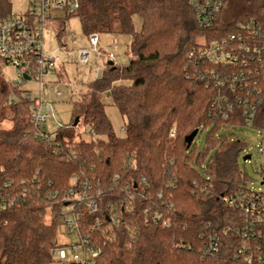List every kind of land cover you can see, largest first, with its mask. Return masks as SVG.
Returning <instances> with one entry per match:
<instances>
[{
    "label": "trees",
    "instance_id": "1",
    "mask_svg": "<svg viewBox=\"0 0 264 264\" xmlns=\"http://www.w3.org/2000/svg\"><path fill=\"white\" fill-rule=\"evenodd\" d=\"M246 1L248 7L227 20L224 0L216 23L201 28L188 0H79L70 16L79 18L84 34H127L130 60L105 63L71 99L70 121L44 137L31 121L37 99L26 98L29 90L8 82L0 69V197L14 200L0 207V264H51V249L76 238L60 234L68 209L80 215L81 234L100 249L94 264H247L237 255L245 241L235 234L243 213L225 201L250 190L239 163L247 143L236 133L245 121L240 106L228 117L217 107L225 89L216 81L230 69L198 56L238 21L262 14L264 0ZM10 6L0 0V16H10ZM134 15L141 18L138 30ZM68 17L50 23L61 46ZM106 92L126 120L123 136L112 132ZM258 114L256 129L264 125L263 105ZM80 122L97 136L75 139ZM82 190L95 195L96 210L63 200ZM210 233L219 246L205 255Z\"/></svg>",
    "mask_w": 264,
    "mask_h": 264
},
{
    "label": "built area",
    "instance_id": "2",
    "mask_svg": "<svg viewBox=\"0 0 264 264\" xmlns=\"http://www.w3.org/2000/svg\"><path fill=\"white\" fill-rule=\"evenodd\" d=\"M197 25L201 28L213 26L223 7L224 0H188ZM79 8V0H30L27 11L18 16H0V63L10 65L14 69L15 80L12 82L23 88L29 80L39 83L42 90L43 79L57 74L62 67L59 56H50L45 50V33L50 23L60 17V13L70 16ZM261 16V17H260ZM89 46L76 52V61L87 64L91 61V53L96 56L113 59V54L105 53L99 48V37L96 33L88 36ZM198 56L203 62L214 63L222 68L230 69L219 76L216 85L224 90L216 103L223 117L230 116L236 106H240L238 115L245 121L244 127H253L258 118L261 105L264 106V11L260 15L246 17L230 27L221 40L209 46L200 47ZM110 61V60H109ZM57 63H60L57 65ZM98 71V76L101 75ZM28 76V78L25 77ZM60 92L57 91L56 94ZM25 97H31L30 91ZM40 102L34 106L31 121L39 137H44L45 119L48 117L49 105ZM258 114V115H257ZM256 129V128H255ZM264 135V125L257 129ZM263 153V147H258ZM251 159V158H250ZM261 184H264V165L259 169ZM77 178L71 179L76 185ZM89 188V187H88ZM250 189L246 193L239 192L225 199L232 208L243 213L242 227L235 230L244 245L237 250V255L244 257L247 264H264V192ZM88 190L70 191L63 198L66 204L83 202V207L94 211L97 209L95 195ZM13 199L6 195L0 197V207H10ZM60 234L64 238L68 233L76 238L65 245L51 249V255L58 257L62 264H94L100 253L86 235L80 232V215L76 211H62ZM114 220L116 218L112 216ZM160 215H151L158 222ZM167 225V222H163ZM219 246V238L210 233L206 239L204 254L213 255Z\"/></svg>",
    "mask_w": 264,
    "mask_h": 264
},
{
    "label": "rangeland",
    "instance_id": "3",
    "mask_svg": "<svg viewBox=\"0 0 264 264\" xmlns=\"http://www.w3.org/2000/svg\"><path fill=\"white\" fill-rule=\"evenodd\" d=\"M30 0H10L11 15L18 16L29 7ZM248 7L246 0H226L224 7V16L227 20L235 19L238 14ZM60 17L65 18L63 13ZM135 29L141 26V18L138 15L133 16ZM99 37V48L105 53L113 54V59H108L106 56H96L91 53V61L87 64H79L76 61V52L81 48L89 46L88 35L84 34L81 22L77 16H69L66 20V36L63 46L57 40L53 28H49L45 33L44 46L50 56H59L62 62L63 76L57 74L43 79L42 90L40 91L39 83L35 80H29L22 87L30 91L32 98H36L42 105L50 106L48 117L45 119L44 127L46 133L52 134L60 124H67L71 118V99H75L78 95L84 92L87 88V83L95 79L98 71H102L105 63L109 60L111 65H124L130 60V54L127 53L130 37L127 34L118 32L97 34ZM60 63H57L59 65ZM0 69L4 78L8 82L15 80L14 69L10 65L0 63ZM59 91V94L56 92ZM105 103L104 109L109 118L112 132L115 136L124 135L125 118L121 116L117 108L112 105L111 100L106 92L103 96ZM2 127L7 126L4 122ZM237 135L246 140L247 146L240 157L239 163L242 170H245L248 175V187L253 190H263L264 184H261V173L259 169L264 165V135L255 128L243 127L236 131ZM97 135L90 132L89 128L79 123L75 139L90 140ZM106 138L104 135H98ZM206 133H202L197 138L199 147L202 148L205 141ZM263 147V153L258 151V147ZM249 153L251 159L246 160L245 169L243 168L242 157ZM58 257H53L51 264H62Z\"/></svg>",
    "mask_w": 264,
    "mask_h": 264
},
{
    "label": "water",
    "instance_id": "4",
    "mask_svg": "<svg viewBox=\"0 0 264 264\" xmlns=\"http://www.w3.org/2000/svg\"><path fill=\"white\" fill-rule=\"evenodd\" d=\"M107 63H108L109 65L112 64L111 61H108ZM25 77L28 78L27 75H25ZM77 122H78V117H75L74 125L77 124ZM195 134H196V130L193 131V132L191 133V135H189V137L187 138V141H188V142L191 141V140L193 139V137L195 136ZM250 158H251V155H250L249 153H247V154H245V155L242 157V160H243V161H246V160H249Z\"/></svg>",
    "mask_w": 264,
    "mask_h": 264
}]
</instances>
